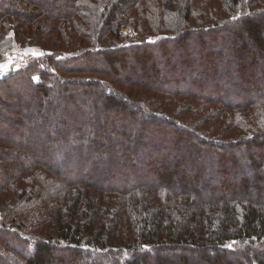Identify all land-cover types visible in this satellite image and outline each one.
Returning a JSON list of instances; mask_svg holds the SVG:
<instances>
[{
  "label": "trees",
  "instance_id": "trees-1",
  "mask_svg": "<svg viewBox=\"0 0 264 264\" xmlns=\"http://www.w3.org/2000/svg\"><path fill=\"white\" fill-rule=\"evenodd\" d=\"M11 32L49 53L0 77V264H264V0H0Z\"/></svg>",
  "mask_w": 264,
  "mask_h": 264
},
{
  "label": "rangeland",
  "instance_id": "rangeland-1",
  "mask_svg": "<svg viewBox=\"0 0 264 264\" xmlns=\"http://www.w3.org/2000/svg\"><path fill=\"white\" fill-rule=\"evenodd\" d=\"M55 9L60 10V9H62V7H60L59 5H55ZM32 26H34V25H32ZM238 27H240V24H238ZM222 28H223V30L218 32V36L220 38H229L230 40H233V39H236L238 34H239V36L241 35L240 33H232L231 34L232 31H229L230 27H229V30L226 28V26L222 27ZM42 35L46 37L45 34H42ZM123 35L125 36V38H128L130 40H134L137 37L136 32L134 30V25L133 24H127L123 29ZM153 40H155V39L153 38ZM238 41L240 43L242 41H245L247 43V47H248L249 51L253 52L256 50L255 47L253 46L252 42L247 39V36L245 34L243 35V37H239ZM190 47H191L190 48L191 55L197 59V62L202 63L204 53L201 50H199V48H197L191 42H190ZM171 48L172 47H170V49L167 51L168 61L169 60H171V61H169V64L166 67H163V63H162V61H164V57H161L157 54L155 55L156 56L155 60L157 62V66H158V76H160L161 78L167 77L168 67H171L170 62H174V61L176 62L178 60V57L183 58V51L182 50L181 51L179 50V52H178L179 55H178L177 52L173 51V49H171ZM214 49L217 51L218 50L223 51V49L220 46L215 47ZM225 49L226 50L223 51V54H224V60H225L226 64L233 63L232 65L237 67L241 62L240 59L237 57L236 54H233L232 51L228 50L227 48H225ZM0 51L2 54L0 57V65L6 66L3 68V72L6 73V75H8L9 72H12L15 70L16 63L18 61H20L21 59L29 60L30 63H35L39 60V58H41V57L45 56V54L49 53L48 51L41 50L39 46H33V45L21 46L17 42V40L15 39L13 32L8 34V37L6 40L0 42ZM64 55H65V53L63 54V56ZM25 56L28 59H26ZM251 56L252 55L250 53H247V55H243L242 60L245 61V63H248L249 61L252 60ZM129 60L132 61L131 55H129ZM256 60H257L256 65H257L258 70H259L261 65L263 64V60L260 57H258V59H256ZM212 61H214L216 64L219 63L218 60L212 59ZM140 67H142V69H143V70L141 69L140 73L145 71V74H150L152 72V70H150V69L146 70L143 66H140ZM178 68L181 69V71H179L180 72L179 76H182L183 78H185L186 75L190 74V71L186 70L182 65L178 64ZM136 70H139V67H136ZM220 70L221 71L223 70L222 66H220ZM123 72H125V70H123ZM170 73H171V70H170ZM125 74H128V73L125 72ZM6 75H3V76H6ZM183 82H185V80H183ZM175 115L177 117L179 116V114H175ZM179 117H181V116H179ZM219 139L223 140L222 138H219ZM236 152H238V154H244V155L246 153L243 148L237 149ZM253 159L255 160L256 158H253ZM254 160H253V162H254ZM246 162H247L246 165L248 166L247 170H249L250 168H255V170H256L255 163L250 162L251 166H252V167H250L249 161H247V159H246ZM262 169L264 170V166L262 167ZM263 178H264V176H263ZM222 192L226 193V191H222ZM263 195H264V192H263ZM182 248H183V245L172 244L169 247V249H163V253L166 254L169 258H172V260H174V261L177 259V257L182 256V255H185L189 259L192 260L191 254L186 253V252L184 253ZM150 261L152 263L154 262L153 259H150ZM178 263H179V261L178 262L176 261L174 264H178Z\"/></svg>",
  "mask_w": 264,
  "mask_h": 264
},
{
  "label": "built area",
  "instance_id": "built-area-1",
  "mask_svg": "<svg viewBox=\"0 0 264 264\" xmlns=\"http://www.w3.org/2000/svg\"><path fill=\"white\" fill-rule=\"evenodd\" d=\"M25 58H26V56H25ZM26 59H28V58H26ZM29 63H30L29 60H23V59H21L20 61H18L16 63V68H24V67L28 66Z\"/></svg>",
  "mask_w": 264,
  "mask_h": 264
},
{
  "label": "snow or ice",
  "instance_id": "snow-or-ice-1",
  "mask_svg": "<svg viewBox=\"0 0 264 264\" xmlns=\"http://www.w3.org/2000/svg\"><path fill=\"white\" fill-rule=\"evenodd\" d=\"M4 67H6V66L5 65H0V77H2L3 75H6V73L3 72V68Z\"/></svg>",
  "mask_w": 264,
  "mask_h": 264
}]
</instances>
